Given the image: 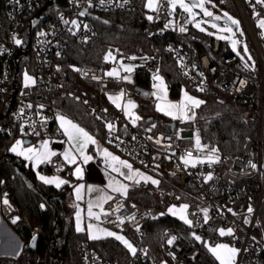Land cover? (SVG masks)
I'll list each match as a JSON object with an SVG mask.
<instances>
[{"label": "built area", "instance_id": "obj_1", "mask_svg": "<svg viewBox=\"0 0 264 264\" xmlns=\"http://www.w3.org/2000/svg\"><path fill=\"white\" fill-rule=\"evenodd\" d=\"M213 1L224 8H232L238 16L253 60L242 61L226 41L206 35L192 23H186L189 16L178 7L169 15L170 8L165 0H161L162 7L158 12L147 9L146 0H127L126 3L125 0H104L103 5L100 0H92V6L88 0H0L1 135L30 142L63 137L56 121L62 114L57 99L66 95L87 106L105 127L104 143L112 150L127 157L135 166L163 170L190 187V193H163L159 206L112 194L113 199L104 204V210L112 214L104 216L98 223L102 229L129 236V242L135 244L136 255L129 252L125 261L109 260L84 242L78 246L79 264H219L208 251L217 244L240 250L235 264H264V38L255 24L264 18V6L256 4V0ZM85 10V15H79ZM126 11L138 12L150 36L166 38L165 50L173 58L176 72L188 88L218 104L230 102L246 110V119L255 122L256 132L244 141L239 153L222 155L218 151L219 161L209 163L206 157L211 148L206 144L207 151L198 152L195 148L197 131L193 122L163 120L159 122L167 127L163 130L154 124V119L149 123L138 114L140 119L133 124V120L125 115L123 107L128 100L138 104L155 102L151 87L157 83L154 75H160L158 57L108 50L98 65L67 66L68 51L73 43L87 48L96 41L95 18L107 21L99 15ZM254 11L260 15L254 18ZM148 16L154 19L149 21ZM73 20L79 28L71 23ZM169 21L173 23L165 28ZM84 25L88 27L84 28ZM181 26L186 27L185 32L179 31ZM234 31L237 33L238 30ZM14 38L21 43L16 44ZM109 52L114 60L105 59ZM121 63L134 66V71L126 73L120 67ZM246 63L248 67H245ZM113 68L119 71V77L106 75ZM25 73L35 80L29 87L24 86ZM126 75L133 81L124 80L122 77ZM240 81L246 82L244 86ZM201 87L203 91L198 90ZM121 90L124 92L123 103L117 108L105 97ZM172 122L175 125L170 130ZM109 123L113 125L111 131L107 127ZM189 153L205 162L196 163L195 167L185 165L181 157ZM250 161L257 165L255 169L249 166ZM67 170L58 154L41 168L42 172L53 174H64ZM209 174L212 178L206 180ZM5 198L8 204L3 203ZM180 204L189 206L186 214L193 221L191 227L168 212L169 207ZM249 206L253 209L251 213ZM202 209H208L210 219L207 224ZM15 212L7 195H2L0 217L14 231L20 229L16 223L18 219L14 218ZM117 217L123 218L124 223L120 224ZM246 217L247 224L244 222ZM154 222L164 223L158 231L161 253L158 261L142 243ZM221 228H231L233 235L220 236L218 229ZM41 232L42 226L34 227L32 238ZM193 234L201 240H196ZM173 236L176 240L169 245L167 240ZM0 264L46 262L34 250L19 261L0 257Z\"/></svg>", "mask_w": 264, "mask_h": 264}, {"label": "trees", "instance_id": "obj_2", "mask_svg": "<svg viewBox=\"0 0 264 264\" xmlns=\"http://www.w3.org/2000/svg\"><path fill=\"white\" fill-rule=\"evenodd\" d=\"M230 6L232 7L229 3ZM230 11L233 12L232 8ZM99 16L107 21H102L99 17L93 21L96 41L87 48L73 43L68 51L67 66L98 65L102 63L108 50L126 55H154L161 61L159 74L165 79L172 97L178 96L181 86L188 88L178 76L173 58L165 50L166 38L150 36L137 11L108 12ZM188 89L204 101L196 110L193 122L201 142L209 148L217 149L222 155L239 153L244 141L256 132L255 122L246 119V110L230 102L218 104L212 98ZM57 102L62 114L104 141L105 127L90 113L87 106L66 95H61ZM152 105L139 104V115L143 118L152 117L154 120L158 118V123L162 122ZM159 127L167 130L165 125ZM16 139L0 134V197L6 194L16 208V223L20 225V229H15V232L22 241L21 259L30 252L26 247L32 241L33 228L42 226L35 252L44 261L58 258L57 264H79L78 246L84 242H88L105 259L125 261L129 256L128 250L118 241L111 237L89 241L84 232L76 231L73 208L65 211L61 206L60 197L68 188H55L40 181L22 159L9 151L11 143ZM159 189L164 193H190L187 184L164 171L160 176ZM127 196L143 204L161 205L160 198L142 185L129 188ZM162 225V222L150 224L142 239V243L157 261L161 258L158 231ZM58 243L60 246L55 251Z\"/></svg>", "mask_w": 264, "mask_h": 264}, {"label": "snow or ice", "instance_id": "obj_3", "mask_svg": "<svg viewBox=\"0 0 264 264\" xmlns=\"http://www.w3.org/2000/svg\"><path fill=\"white\" fill-rule=\"evenodd\" d=\"M126 2H127V0H125V3ZM165 2L168 4V6L170 8L169 15H171L178 7L184 13L188 14L189 19L186 21V23H192L196 28H198L202 32L206 31V29L201 27V24L208 23L209 21L197 20L196 17L199 13L196 12L195 9H199V11L202 12L205 17H210L212 19V21H220L221 19H223L225 21L223 27H221L220 25H218L216 23H211V27L218 29L219 32H226V33H230L231 35H229V36L218 35V36H216V38L220 39V40H230L232 50L238 56H240L242 60L244 59V56H242L241 53L239 51H237V45L240 44L241 41L238 39L232 38L236 35V31H234V29H233V27H231V25H235L236 30H238L240 32V35L243 36V31L239 29V23L240 22L238 20H236L235 18H233L232 16H230L227 12H224L222 14V16L214 15V13L206 7V4H211V0H165ZM222 2H223V0H222ZM100 3H101V5H103L104 0H100ZM88 4H89V6H92V0H88ZM256 4H260V5L264 6V0H256ZM145 7L147 9H149L150 11L158 12L161 10V7H162L161 0H146ZM212 7H215V5H212ZM253 7L255 8V5H253ZM85 14H86V10L79 13V15H81V16H83ZM259 15H260V13L254 11V18L258 17ZM147 19L149 21H152L154 19V17L148 16ZM64 22L66 24L69 23L68 21H64ZM71 23L74 26H76L77 28L80 27V25L75 20L71 21ZM172 23H173L172 21H169L167 24H165V28H168ZM87 27H88L87 25H84V28H87ZM257 27L262 30L261 36H262V38H264V18H261L257 21ZM179 31L185 32L186 27L181 26L179 28ZM73 34H75V33H73ZM41 35H43V33H41ZM208 35H215V34L212 32H208ZM14 40H15L16 44L21 43V41L19 39L14 38ZM243 52L245 54L248 53V47L246 44H244V46H243ZM105 59L106 60H108V59L114 60L115 58L112 57L111 52H109V54L105 57ZM129 59L134 60V59H136V57H129ZM247 59L251 60L252 59L251 55H248ZM120 67H122L123 70L129 74L134 71V66L124 65L123 63H121ZM245 67H248L247 63L245 64ZM75 70L79 71V69H75ZM106 75L111 76V77H119L120 73L116 68H113L111 71L107 72ZM200 75L203 76V73H200ZM122 78L128 82H131L130 75H126ZM93 79H96V77H93ZM153 79L155 81L160 82L159 85L154 84L153 85L154 88L161 87V88L166 89V86L163 85L162 77H160L158 74H156V75H154ZM34 83H35V80L32 77L28 76L27 73H25V85L24 86L29 87L30 84H34ZM245 83H246L245 81H240L241 86H244ZM198 90L203 91V88L201 87ZM123 95H124V92H123V90H121V92L115 97L110 95L109 100L112 101L116 105L117 108H120L121 104L118 103L117 101L121 100L123 98ZM152 95L156 96L157 100H164L166 98V95L165 96H159V95H157L156 92H153ZM203 103H204L203 100L192 97V96L188 95L187 92H185L184 93V99L180 103L174 104V103L168 102L164 106H162L160 103H158L156 105V110L163 112L165 115L171 116L173 119H181L182 121L193 120L195 118V113L192 112V114L189 115V112H191L192 109H194V108L200 107V105H202ZM28 107H31V105H29ZM41 107H43V106H41ZM135 107H136L135 102L128 100L127 105L125 107V115L126 116H133V113L130 112L128 109H132ZM57 118L60 121V127L64 130V135H66L68 137L69 141L72 142V147L67 149L65 152L61 153L64 161L67 164H77V159H78L77 154H78L79 157L82 158L83 163L87 164L90 160H92V157L85 153V149H86L87 145L90 143L96 144L95 139L91 135H89V133H87L83 128H80L78 125L74 124L71 120H68L63 116H58ZM139 119H140L139 116H134L133 121H132L133 124H135V121L139 120ZM107 127L111 131L113 128V125L111 123H109L107 125ZM152 127L154 128L155 125L153 124ZM149 130H151V129H149ZM21 131L23 132V128L21 129ZM133 139H135V137H133ZM206 147H207L206 145L201 144L199 135L197 134L195 137V148H196V150L198 152H203L204 148H206ZM73 148H75V153L72 150ZM10 151L15 153L18 156H23L26 160L34 161L35 164L46 163V162L50 163L51 157L57 155L56 152L49 149L48 141H44L42 143L40 149H37L34 147L24 148L23 142L21 140H17L15 142V144H13L12 147L10 148ZM217 152H218V150L215 148L209 149V154L206 157L207 162H209V163L218 162L219 156L217 155ZM102 155L105 158V164L108 167H110L112 169V171L118 172L120 175L124 176L125 179H127L129 181H134L136 184H139L141 180H144L145 182L150 180L153 184L159 183V181L154 180L149 176H146L145 174L139 172V170H134L132 168L131 164H129L127 161L121 160L117 156H114L107 149L102 150ZM181 159L185 165L191 164L193 167H195L196 163H204L205 162V160L200 159L199 157H192V155L190 153L184 157H181ZM249 166L253 169H255L257 167V165L255 163H252L251 161L249 162ZM122 168L127 169V173L121 171ZM37 175H38V178L41 181H43L45 184H54L57 188L61 187L63 184L69 183L68 181L60 179L59 177L49 178V177H46L43 175H39V173ZM73 175L77 179H82L83 178V169L80 166H77L73 172ZM137 177H139L140 179H136ZM211 178H212L211 174H209L206 177V180H210ZM83 188H84V185H82V184L76 186L75 192H76L77 200H80L82 198L80 194H81V191ZM108 188H110L112 190V192L119 193L121 196H124V197L127 196L128 185L121 184L120 182L116 181L114 178L109 177ZM88 191L89 192L96 191V192L101 193V195L99 196V198L97 199V201L95 203H93V201H91V200L88 202V212H87L88 217L90 219L100 220V214L94 212L93 207L99 208L100 213H102L105 216L111 215L112 213L106 212L104 210L103 205L105 203H107L109 200L113 199V197L110 195H107L102 189L95 188L91 185L88 186ZM3 203L8 204L9 202L5 198L3 200ZM188 207L189 206L187 204H183L180 206L179 210H177L175 208V206H173V207H170L168 209V211L170 213H172L173 215H176L177 211H178L180 219H182L184 221V223H186L187 225H189L191 227L193 225V221L188 219V217L186 215V210L188 209ZM77 208L79 209L78 205H77ZM201 211L203 212L204 223L207 224L209 219H210V217L208 216V209H202ZM229 211H232V210L229 209ZM252 211H253L252 207L249 206L248 212L251 213ZM233 214L235 215V213H233ZM80 215H81V213L78 210L76 213L77 231H83L84 230L80 224ZM161 215H163V214H161ZM117 219L119 220L120 224L124 223L123 218L117 217ZM130 219H134V217H130ZM244 222L246 224L249 222L247 217L245 218ZM87 228L89 230V234H90L89 238L90 239H100L101 238L99 235L92 234V230L94 228H96V230L98 232H102L106 236H109V237H115V239L121 241L133 256L136 255V252H137L136 248H134L133 245L127 239H125L123 236L118 235L117 233L108 231L107 229H100L91 223H89L87 225ZM218 234L220 236L233 235V230L231 228H229L227 230L221 228V229H218ZM193 235L195 236L196 240H198V241L201 240L200 236H197L195 234H193ZM253 239H255V238H253ZM175 240H176V237L173 236L167 240V243L169 245H171V244H173V242ZM208 251L215 257V259L217 261H219V264H235V258L238 255L240 250L235 248V247H231L227 244H217L214 247H209ZM170 255H171V253H170ZM173 258H175V257L173 256Z\"/></svg>", "mask_w": 264, "mask_h": 264}, {"label": "rangeland", "instance_id": "obj_4", "mask_svg": "<svg viewBox=\"0 0 264 264\" xmlns=\"http://www.w3.org/2000/svg\"><path fill=\"white\" fill-rule=\"evenodd\" d=\"M212 5H215V7H212ZM206 7H207L210 11H212V12L214 13V15H220V16H222V14H223L224 12H227L230 16H232L233 18H235L236 20H238V21L240 22V19L238 18V16H237L234 12H231L230 9H228V8H224V7L220 6L218 3H216V2L213 1V0H211V4H206ZM195 11L199 13V14L197 15V17H196L197 20L209 21L208 23H203V24H201V27H203V28L206 29V31H204V32L200 31L198 28H196V27L192 24V25H193L197 30H199L200 32H202V33H204V34H206V35H208V32H212V33H214L215 35H209V36L214 37V38H216V36H218V35H224V36H229V35H231L230 33L219 32L218 29H216V28H212V27H211V23H216V24H218V23H217L216 21H212V19H211L210 17H205V16L203 15V13L199 11V9H195ZM220 22H221V23L218 24V25H220L221 27H223L225 21H224L223 19H221ZM255 24H256V26H257V22H255ZM231 27H232V26H231ZM239 29L243 31V28H242V24H241V22L239 23ZM260 30H261V29H260ZM261 31H262V30H261ZM232 38H233V39H238V40L241 41V43L237 45V51H239V52L241 53V55L244 56V59H243V60L241 59L240 56H238V55L232 50V46H231V42H230V40H223V41H226V42L228 43L230 49H231V50H232V51H233V52H234V53H235V54H236V55H237L242 61L246 62V61H247V57H248V55H251V57H252L251 60H253V55H252V52H251V50H250V48H249V46H248V44H247V42H246V40H245L244 32H243V36H241V35H240V32L237 31L236 35H235L234 37H232ZM244 44H246L247 47H248V53H247V54H245V53L243 52V46H244ZM108 60H110V59H108ZM159 76L162 77L161 75H159ZM130 79H131V81H133V79H132L131 77H130ZM162 79H163V85L166 86V89L161 88V87L154 88V87L152 86V87H151V90H152V92H156L157 95H159V96H165V95H166V98H165L164 100H157L156 96H153V98L155 99V102H154L153 105H152V109L154 110L155 114H156L157 116L160 117V120H161V121H163V120H166V121H169V120H170V121H176V120L182 121L181 119H173L171 116L165 115L163 112L157 111V110H156V105H157L158 103H160L162 106H164V105H165L166 103H168V102H171V103H174V104H176V103H180V102L184 99V93H185V92H187V94L190 95V96H192V97H195V98L200 99V100H202V99H201L198 95H196V94H194L193 92H191V91H190L188 88H186L185 86H181V88H180V90H179V94H178L177 97H172V96L170 95L169 88H168V85H167L165 79H164L163 77H162ZM156 82H157L156 84L159 85L160 82H159V81H156ZM24 83H25V82H24ZM120 92H121V91L116 92V93H109V94L106 95L105 98H106L107 100H109V96H110V95L113 96V97H115V96H117ZM109 102H110L114 107H116V105H115L112 101L109 100ZM117 102L120 103V104L122 105V103H123V98H122L121 100L117 101ZM134 102H135L136 107H135V108H132V109H128L130 112L133 113V116H128L131 120H133L134 116H139V115H138V114H139V110H138V105H139V104H138L136 101H134ZM126 105H127V103H126L125 106L123 107L124 113H125V107H126ZM197 109H198V108H194V109H192V111L189 112V115H191L192 112H194V113H195V118H196V110H197ZM59 116H63V117H65V118L70 119L69 117H67V116L64 115V114H60ZM157 116H156V117H157ZM195 118H194L193 120H186V121H188V122H194V121H195ZM70 120H71V119H70ZM56 121H57V124H58V126H59V128H60V130H61V132H62V134H63V136L67 139L68 137H67L66 135H64V131H63V129L60 127V122H59L58 118L56 119ZM72 121H73V120H72ZM184 121H185V120H184ZM74 122H75V121H74ZM77 124H78V123H77ZM154 124H155V125H159V123H158V118H156ZM17 140H20V139H16V140H14V141L11 143V145H10V147H9V151H10V148L12 147V145L15 144V142H16ZM200 142H201V140H200ZM201 144H202V145H205V144H203L202 142H201ZM103 149H107V150H108L110 153H112L114 156L119 157L121 160L127 161L129 164L132 165V168H133L134 170H139V172L145 174L146 176L151 177V178L154 179V180L159 181V183H158V184H153L150 180L147 181V182H145L144 180H141L139 184H136L134 181H129V180L125 179L124 176L120 175L118 172L112 171V169H111L110 167H108V166L105 164V158H104V156L101 154V155H99V158L101 159V168H102V178H101V179H102V180H105L106 184H102L103 181H100V182L97 184V185L99 186V189H102L105 193L108 192V193H112V194H118V195H120L119 193L112 192V190H111L110 188H108L109 177H111V178H114L116 181L120 182L121 184H126V185H128V188H130V187L132 188V187H134V186H140V185H142V186L146 187L148 190H150L152 193H154L158 198H160V199L162 198V194H163L164 192H162V189H159V188H160V176L163 174V170H160V169H153V168H151V169H144V168H141V167H138V166H134V165H133L128 159L122 157V156L119 155L116 151H114V150H112L110 147H108L107 145H103ZM203 151H207V147L204 148ZM10 152H11V151H10ZM11 153H12V152H11ZM12 154H13V153H12ZM13 155H14V156H17V155H15V154H13ZM121 171L127 173V169H123V168H122ZM136 179H140V178L137 177ZM62 188L64 189L63 186H62ZM64 190H65V189H64ZM93 194H94V197H93L92 199H90V200L93 201V203H95V202L97 201V199L99 198V196L101 195V193H100V192H96V191H94ZM127 195H128V192H127ZM68 196H69V195H68V192H67V190H66V191H64V192L62 193V195H61V197H60V198H61V206H62V209H64L65 211H66L68 208L71 207V206H69V204H68V203H69V197H68ZM120 196H121V195H120ZM122 197H124V196H122ZM126 197H127V196H126ZM90 200H89V201H90ZM89 201H88V202H89ZM86 205H87V206H86V210H87V212H88V203H87ZM181 205H183V204H180V205H178V206H175V208H176L177 210H179V208H180ZM171 207H173V206H171ZM169 208H170V207H169ZM169 208H168V209H169ZM82 209H83L82 204H80V205H79V211H80V213H81V215H80V224H81V227L84 229V230L81 231V232H84V233H85V236H86V238H87L89 241L98 240V239H90V238H89V235H90V234H89V230H88V228H87V225H88L89 223H91V224H93L94 226H97L98 228L102 229V228L100 227L98 221H100V220L103 219V218L100 216V220H95V219H90V218L87 216L86 219H85V218L83 217ZM93 211L96 212V213H98V214H101V213H100V209L97 208V207H93ZM168 212H169V211H168ZM169 213H170V212H169ZM186 213H187V210H186ZM171 214H172V213H171ZM186 215H187V214H186ZM175 216H176L180 221L184 222L182 219H180V216H179V212H178V211H177V214H176ZM0 218H1V217H0ZM14 218H15V219H18V216L15 215ZM0 221H1V219H0ZM3 222H4V220H3ZM4 224H6V223L4 222ZM73 224H74L75 229L77 230V218H76V215L74 216V222H73ZM6 226H8V225L6 224ZM8 230H9V233H10L13 237H9V238H6V239H3V240L0 241V257H3L4 259L11 260V261H19V260L21 259V257H22V245H21L22 241H21L19 235L17 234V232H15V231L13 230V228H11L10 226H8ZM114 233H117L118 235L123 236V237H124L125 239H127L128 241H129V239H130L129 236L123 235V234L118 233V232H114ZM92 234H94V235H99L101 238L109 237V236H106V235H105L104 233H102V232H98V231L96 230V228H94V229L92 230ZM101 238H100V239H101ZM111 238H113L114 240L118 241L119 243H121V244L124 246V244H123L121 241L115 239V237H111ZM59 246H60V243H58V244L56 245L55 251L58 250ZM133 246H135V244H134ZM124 247H125V246H124ZM126 249H127V248H126ZM127 250H128V249H127ZM129 252H130V251L128 250V255H129ZM45 262H46V264H57V263H58V258H53V259L50 258L49 260H47V261H45Z\"/></svg>", "mask_w": 264, "mask_h": 264}, {"label": "crops", "instance_id": "obj_5", "mask_svg": "<svg viewBox=\"0 0 264 264\" xmlns=\"http://www.w3.org/2000/svg\"><path fill=\"white\" fill-rule=\"evenodd\" d=\"M66 119H68V118H66ZM68 120H70V119H68ZM72 122L74 124L78 125L80 128H83L87 133H89L83 126L77 124L74 121H72ZM89 135H91L95 139L96 144H91L90 143V144L87 145V147L85 149V153L92 157V160H90L87 164L83 163L82 158H80L78 154H77V156H78L77 164H67L64 161L63 156L61 155V153L65 152L67 149L72 147V142H70L69 139L68 138L66 139L64 136L63 137L54 138V139H49V140L48 139H38V140H35V141H33V142H31L30 144H27V145L23 144L24 148L34 147V148L40 149L42 143L44 141H48L49 149L54 151V152H56L61 157V159L66 163V165L68 167V170L64 174L44 173V172L41 171V168L47 162L46 163L35 164L34 161L26 160L23 156H18L17 155V157H19L20 159H22L24 161V164L26 166H29L31 168V170L35 173L37 178H38L37 174L39 173V175H43V176H46V177H49V178H51V177H59L60 179L68 181L69 183L63 184L62 186H65V187L68 188V190H67L68 195H69L68 196L69 197V203L68 204L74 210L73 216H75L77 211L79 210L77 208V205L79 206L80 204H82V207H83L82 213H83V217L85 219L88 216L87 210H86V206H87L86 204L88 203V201L90 199H92L94 197V194H93L94 191L93 192H89L88 191V186L91 185V186H93L95 188H99V186L97 184L100 181H103L102 184H106L105 180L101 179L102 178V168H101V159L99 158V155L102 154L103 145H106V144L104 143V141L99 140L98 138L93 136L91 133H89ZM21 141L23 142L24 140H21ZM72 150L75 153V148H73ZM13 154H15V153H13ZM119 155H121V154H119ZM121 156L126 158V159H128L127 157H125L123 155H121ZM77 166H80L83 169V178L82 179H77L73 175V172H74V170H75V168ZM81 184L84 185V188L82 189L81 194H80L82 198L80 200H77L75 188H76V186L81 185ZM47 185H50V186H53V187L57 188L54 184H47ZM106 194L110 195V196L112 195V193H108V192H106ZM103 208H104V205H103ZM100 216L103 218L105 215H103L101 213ZM9 237H13V236L9 233L8 226H6V224H4L3 220L1 219V221H0V241L3 240V239L9 238Z\"/></svg>", "mask_w": 264, "mask_h": 264}, {"label": "water", "instance_id": "obj_6", "mask_svg": "<svg viewBox=\"0 0 264 264\" xmlns=\"http://www.w3.org/2000/svg\"><path fill=\"white\" fill-rule=\"evenodd\" d=\"M218 24H220L221 22L220 21H216ZM232 27H233V29L235 30L236 29V26L235 25H231ZM153 120V118L152 117H148V118H146V122H151ZM174 122H172V123H170V130H173L174 129ZM31 142L29 141V140H24L23 141V144H30ZM37 239H38V237L37 236H34L33 238H32V241L30 242V244L26 247V249L27 250H29V251H34L35 250V248H36V242H37Z\"/></svg>", "mask_w": 264, "mask_h": 264}]
</instances>
